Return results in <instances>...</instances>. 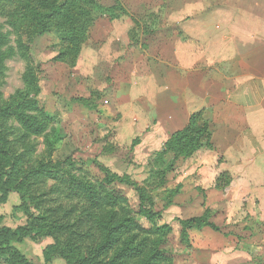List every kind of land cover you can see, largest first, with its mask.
<instances>
[{
  "label": "rangeland",
  "instance_id": "374dc122",
  "mask_svg": "<svg viewBox=\"0 0 264 264\" xmlns=\"http://www.w3.org/2000/svg\"><path fill=\"white\" fill-rule=\"evenodd\" d=\"M64 2L0 0L3 98L33 69L60 137L52 160L118 175L133 212L136 188L150 197L171 226L164 264H264V0H69L54 16ZM194 115L208 138L157 157ZM31 140L41 153L43 136ZM19 205L10 191L3 225L26 223ZM190 218L218 230L180 225ZM52 242L13 244L35 264H70Z\"/></svg>",
  "mask_w": 264,
  "mask_h": 264
},
{
  "label": "trees",
  "instance_id": "16d2710c",
  "mask_svg": "<svg viewBox=\"0 0 264 264\" xmlns=\"http://www.w3.org/2000/svg\"><path fill=\"white\" fill-rule=\"evenodd\" d=\"M68 1L55 6L53 15L59 14ZM22 78L23 86L6 100L0 92V203L10 191L16 192L27 221L15 228L0 221V260L35 264L13 242L25 236H47L53 241L47 252L60 255L70 264L169 262L171 255L163 245L171 226L140 188H136L138 209L133 212L121 192L111 187L120 180L118 175L102 166L94 174L82 159L52 160V151L60 141L54 119L37 99L39 87L33 69L27 66ZM194 117L169 136L157 157L192 151L208 138V127L194 124ZM7 126L17 133L11 141L6 138ZM35 136L44 138L39 154L31 140ZM13 144L18 147L12 148ZM197 221L184 219L180 225L218 230L214 223ZM136 235H141L137 242L133 240Z\"/></svg>",
  "mask_w": 264,
  "mask_h": 264
}]
</instances>
